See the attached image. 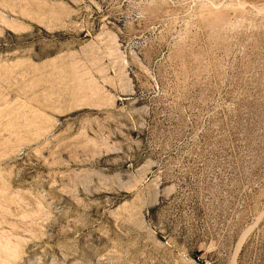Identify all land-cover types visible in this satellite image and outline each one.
Listing matches in <instances>:
<instances>
[{"label": "rangeland", "instance_id": "374dc122", "mask_svg": "<svg viewBox=\"0 0 264 264\" xmlns=\"http://www.w3.org/2000/svg\"><path fill=\"white\" fill-rule=\"evenodd\" d=\"M0 264H264V0H0Z\"/></svg>", "mask_w": 264, "mask_h": 264}]
</instances>
